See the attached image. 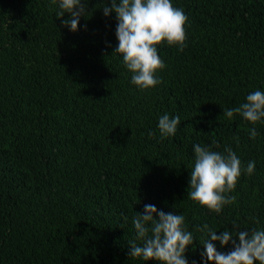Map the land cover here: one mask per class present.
<instances>
[{
	"label": "trees",
	"instance_id": "16d2710c",
	"mask_svg": "<svg viewBox=\"0 0 264 264\" xmlns=\"http://www.w3.org/2000/svg\"><path fill=\"white\" fill-rule=\"evenodd\" d=\"M100 2L71 32L51 0H0V264H144L128 241L145 204L183 214L189 231L264 228V125L252 140V125L223 115L264 90V0H173L187 47H160L162 83L144 92L112 54ZM165 112L181 123L160 139ZM213 142L256 162L219 215L187 196L192 144ZM193 235L185 255L199 264L207 234Z\"/></svg>",
	"mask_w": 264,
	"mask_h": 264
},
{
	"label": "clouds",
	"instance_id": "9594fccd",
	"mask_svg": "<svg viewBox=\"0 0 264 264\" xmlns=\"http://www.w3.org/2000/svg\"><path fill=\"white\" fill-rule=\"evenodd\" d=\"M55 6V17L67 19L61 24L69 31L76 32L81 17L88 13L89 0H51ZM102 15L114 13L116 46L112 51L130 74V83L140 92L156 88L162 83L159 73L167 65L159 54L161 46L173 47L183 52L187 47L186 26L189 21L182 7L174 6L173 0H101ZM86 28V25H80ZM238 114L252 125L248 129L249 139L259 135L256 125H264V90L257 88L246 94L239 106L226 108L223 115L232 120ZM181 123L179 115L165 112L157 119L160 139L174 137ZM149 137L154 135L149 131ZM216 142L212 144L193 143V159L187 196L193 202L217 215L224 207L233 203L230 195L244 175L251 176L256 170V162L249 160L242 165L241 159L230 146L224 150ZM125 222L127 217L124 218ZM135 237L128 241V256L146 264L152 260L156 264H189L185 255L189 246L194 245L193 231L207 234L201 244L199 264H264V228L240 230L238 224H231L230 230L217 234L208 224L195 225L189 231L186 218L176 211L158 210L153 204H145L143 211L131 218ZM213 242L221 247L229 245L227 251H218ZM191 264H198L193 260Z\"/></svg>",
	"mask_w": 264,
	"mask_h": 264
}]
</instances>
